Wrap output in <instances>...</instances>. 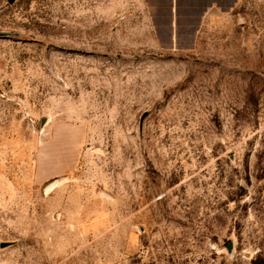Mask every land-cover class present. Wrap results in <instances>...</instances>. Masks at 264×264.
<instances>
[{"label": "rangeland", "instance_id": "1", "mask_svg": "<svg viewBox=\"0 0 264 264\" xmlns=\"http://www.w3.org/2000/svg\"><path fill=\"white\" fill-rule=\"evenodd\" d=\"M0 0V264H264V0Z\"/></svg>", "mask_w": 264, "mask_h": 264}, {"label": "crops", "instance_id": "2", "mask_svg": "<svg viewBox=\"0 0 264 264\" xmlns=\"http://www.w3.org/2000/svg\"><path fill=\"white\" fill-rule=\"evenodd\" d=\"M205 1H208V4L206 5V9L207 8H212L213 7V3L215 1H219L220 2V5L222 7L227 6L228 5L227 3L230 2V0H205Z\"/></svg>", "mask_w": 264, "mask_h": 264}]
</instances>
